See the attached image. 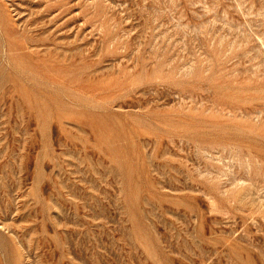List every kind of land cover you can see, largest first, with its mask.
<instances>
[{
    "label": "rangeland",
    "instance_id": "obj_1",
    "mask_svg": "<svg viewBox=\"0 0 264 264\" xmlns=\"http://www.w3.org/2000/svg\"><path fill=\"white\" fill-rule=\"evenodd\" d=\"M0 264H264V0H0Z\"/></svg>",
    "mask_w": 264,
    "mask_h": 264
},
{
    "label": "bare ground",
    "instance_id": "obj_2",
    "mask_svg": "<svg viewBox=\"0 0 264 264\" xmlns=\"http://www.w3.org/2000/svg\"><path fill=\"white\" fill-rule=\"evenodd\" d=\"M59 45H60V44H59ZM61 47H62V46H61ZM43 48H44V47H43ZM47 48H48V47H47ZM56 48H57V46H56ZM62 48H63V47H62ZM45 49H46V48H45ZM45 49L42 50V51H45V52H46L47 49H46V50H45ZM51 49H52V48H51ZM52 51H53V50H52ZM66 51H67V50H66ZM58 53H59V52H58ZM51 54H53V53H51ZM46 55H47V54H46ZM64 55H65V54H64ZM67 55H69V54H67ZM71 56L73 57V55H71ZM83 56H84V55H83ZM56 57H57V56H56ZM55 59H57V58H55ZM85 59H87V57H86ZM62 64H63V62H62ZM59 65H60V64H59ZM93 65H94V63H93ZM57 66H58V65H55L56 68H57ZM44 68H46V66H45ZM93 69H94V68H93ZM97 69H98V68H97ZM87 72H88V71H87ZM92 72H93V71H92ZM97 72H98V71H97ZM85 73H86V72H85ZM85 73H83V74H85ZM87 75H88V74H87ZM89 75H90V74H89ZM92 75L94 76V72H93ZM52 76H53V75H52ZM52 76H51V78H53ZM73 76H74V75H73ZM82 76H83V75H82ZM85 76H86V75H85ZM95 76H96V75H95ZM51 78H50V79H51ZM86 78H87V77H86ZM88 78H89V77H88ZM69 79H70V78H69ZM73 79H75V77H74ZM79 79H80V78H79ZM56 80H57V79H56ZM70 80H71V79H70ZM86 80H87V79H86ZM71 81H72V80H71ZM75 81H76V80H75ZM80 81H81V80H80ZM83 81H84V80H83ZM62 82H63V80H62ZM78 82H79V81H78ZM78 82H77V83H78ZM84 82H85V81H84ZM57 83H59V82H57ZM77 83H76V84H77ZM81 83H83V82H81ZM69 84H71V83H69ZM76 84H75V85H76ZM89 84H90V83H88V85H89ZM53 85H54V84H53ZM91 85H92V84H91ZM79 87H80V86H78V88H79ZM106 87H107V86H106ZM83 88H84V87H83ZM88 88H90V87H88ZM73 90H74V89H73ZM80 90H82V89H80ZM99 90H100V89H99ZM89 91H90V90H89ZM92 91H93V90H92ZM94 91H95V90H94ZM28 92H29V91H28ZM74 92H75V91H74ZM77 92H78V91H77ZM83 92H84V91H83ZM26 93H27V92H25V94H26ZM32 93H33V92H32ZM46 93H48V92H46ZM69 93H70V92H69ZM79 93H80V92H79ZM85 93H86V92H85ZM30 94H31V92H30ZM30 94H29V95H30ZM82 94H83V93H82ZM89 94H90V93H89ZM48 95H51V94L49 93ZM84 95H85V94H84ZM90 95H91V94H90ZM33 96H34V95H33ZM52 96H54V95H52ZM62 97H63V96H62ZM93 99H94V98H93ZM94 100H96V99H94ZM69 101H70V99H69ZM67 102H68V101H67ZM78 103H79V102H78ZM47 104H48V103H47ZM68 105H69V104H68ZM82 105H83V104H82ZM39 107H40V106H39ZM92 109H93V108H92ZM68 110H69V108H68ZM70 110H71V109H70ZM73 111H74V110H73ZM79 111H80V110H79ZM84 111H85V110H84ZM86 111H87V110H86ZM75 112H76V111H75ZM81 113H82V112H81ZM89 114H90V113H89ZM90 120H92V119L90 118ZM90 120H89V121H90ZM92 121H93V120H92ZM96 123H97V122H96ZM91 126H92V125H91ZM95 126H97V125L95 124ZM95 126H94V127H95ZM95 130H96V132H97V129H95ZM224 148L226 149V147H224ZM204 149H205V148H204ZM206 150H207V149H206ZM202 151H203V149H202ZM203 153H204V151H203ZM208 153H209V150H208ZM204 155L206 156V154H204ZM208 157H209V156H208ZM245 157H246V156H245ZM100 158H101V157H100ZM247 159H248V158H247ZM103 160H104V158H103ZM103 162H104V161H103ZM90 164H91V163H90ZM247 164H248V163H247ZM247 166H248V165H247ZM248 167H249V166H248ZM220 170H222V169H220ZM226 171H227V170H226ZM224 172H225V171L223 170V174L226 173V172H225V173H224ZM226 174H227V173H226ZM236 180H237V179H236ZM233 182H235V181L233 180ZM231 183H232V181H231ZM236 185H237V184H236ZM223 187H225V186H223ZM234 187H235V185H234ZM223 190H224V189H223ZM223 192H224V191H223ZM168 241H169V240H168Z\"/></svg>",
    "mask_w": 264,
    "mask_h": 264
}]
</instances>
